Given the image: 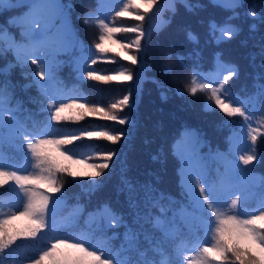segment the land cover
Here are the masks:
<instances>
[{"label":"snow or ice","instance_id":"6c2138e0","mask_svg":"<svg viewBox=\"0 0 264 264\" xmlns=\"http://www.w3.org/2000/svg\"><path fill=\"white\" fill-rule=\"evenodd\" d=\"M155 3L156 0H118L115 17H131L143 22ZM179 3L192 13L203 7L198 0H179ZM213 6L228 11L230 15L223 24L215 19L208 21L211 35L220 41L238 36L241 28L232 21L238 18L243 0H213ZM104 7L100 2L96 12L85 14L84 23L97 26L100 35L94 49H89L77 61V71L81 80L86 77L104 83L132 81L133 72L123 65L115 69L114 74H100L90 65H95L98 59H107L106 54L112 49L106 47V43L111 41L120 45L122 51L118 55L132 65H140L138 71L142 73L147 67L143 54L152 31L140 24L117 27L105 22L108 16ZM170 11L175 14L176 0H171ZM246 15H259L264 23V15L254 9H249ZM67 20V10L57 0H33L27 17L19 21L21 42H15L14 38L5 41L6 30L0 28V57L9 51L15 55V61L0 68V73L10 74L16 67L30 71L31 83L44 98V112L47 113L43 121L13 117V123L0 115V145L13 144L20 154V159L10 161L0 151V188L8 186L10 192L7 198H0V264H7L9 258L13 264H264V186L256 193L251 186L238 188L236 181L237 172L252 171L242 168L241 163L254 165L260 159L255 145L264 137V121L257 122L258 126L254 128L253 117L257 102L261 104L260 112L264 116V83H260L248 97L233 94L229 81L238 77L239 69L222 59L218 60L211 74L194 73L188 90L193 96L198 92L210 93L206 106L208 101H213L227 117L243 118V143L239 137L233 140L230 155L237 156L238 160H228L223 172L212 174L204 164L184 160L181 184L188 207L183 212L182 224L187 232L181 230L175 219L167 216L163 207L155 217L149 212L143 216L138 214L135 227H130L106 204L90 214L98 221L90 232L71 235L59 231L55 214L65 195L62 192L63 175L73 177L72 182L80 184L85 182L75 178L91 177L87 185L89 190H95L101 184L95 178L104 175L117 156L116 151L80 152V144L85 138L94 137L118 144L128 133L88 127L66 131L57 128L53 121L57 124L80 121L85 116L99 114L120 125L131 126L133 123L127 113L116 114L123 113L125 108L131 109V92L111 103L110 110H106L97 104L81 103V100L88 101L86 95L78 89L65 90L57 80L55 57L69 46ZM117 33H134L135 39L124 44L114 39ZM188 39L198 42L192 32L188 33ZM132 50L135 54H128ZM261 56L264 57V42L261 43ZM30 65L36 67L30 69ZM10 95L7 81H0V105ZM78 156L83 158H75ZM75 166L88 170L78 171ZM56 193L60 195H54ZM158 206L155 199L149 200V207ZM18 221L24 222L22 227L17 226ZM120 226L126 229L124 241L120 251L113 252L108 240L113 239L115 233L108 237L107 231ZM95 232L105 239L94 242L92 234ZM25 250L31 255L18 260Z\"/></svg>","mask_w":264,"mask_h":264},{"label":"trees","instance_id":"16d2710c","mask_svg":"<svg viewBox=\"0 0 264 264\" xmlns=\"http://www.w3.org/2000/svg\"><path fill=\"white\" fill-rule=\"evenodd\" d=\"M32 2L33 0H0V28L6 30L5 41L14 38L15 42H21L19 21L27 17ZM57 2L67 10L70 30L69 46L55 57L58 65L57 80L65 90L78 89L86 95L88 101L81 100V103L97 104L106 110H110L111 103L131 92V109L125 108L123 113L116 114L122 116L127 113L133 122L131 126L120 125L115 121L103 119L99 114L85 116L80 121H63L59 124L53 121L57 128L66 131L88 127L113 133L121 130L128 133L126 139H122L118 144L95 137L85 138L84 143L80 144V152L116 151L117 156L105 174L95 178L101 182L100 187L95 190H89L87 185L91 177L75 178L85 182L80 184L73 183V177L63 175L62 192L65 195L55 214L59 231L71 235L90 232L98 222L97 217L90 214L106 204L122 216L124 223L130 227H135L138 214L143 216L145 212H149L155 217L163 207L167 216L175 219L177 225L186 233L187 229L182 224L183 212L188 207L181 184L184 160L202 163L212 174L216 171L223 172L228 160H238L237 156L230 155L233 140L239 137L243 143L244 136L243 118L227 117L214 106L213 101H208L206 106L205 102L210 93L198 92L194 96L190 94L188 89L193 74H211L218 60L222 59L235 64L239 69L238 77L229 81L233 94L242 98L248 97L260 83H264V79H261L264 75V57L261 56L264 23L259 15H246L249 9L264 15V0H243V7L238 9V18L232 21L241 31L238 36L231 39L225 37L223 41L211 35L208 21L215 19L223 24L230 13L220 7H214L213 0H198L203 7L195 13L186 11L179 0H176L174 15L170 11L171 0H156L152 11L143 22L131 17H115L114 9L118 0ZM100 2L105 5L104 13L108 16L105 22L117 27L140 24L144 29L152 31L147 50L143 54L144 65L147 67L142 73L138 71L140 65H132L130 61L118 55L122 49L111 41L106 43V47L112 49L106 54L107 59H98L95 65H90L99 70L100 74H114V70L123 65L133 72L132 81L104 83L86 77L81 80L77 71V61L81 55L87 54L89 49H94L95 43L98 42L100 29L84 23V19L86 13L96 12ZM112 17L115 19L112 20ZM189 32L197 36L198 42L188 39ZM216 36H219V33ZM114 39L127 44L135 39V34L117 33ZM128 54L135 52L132 50ZM14 61L15 55L9 51L6 56L0 57V68H6ZM35 67L30 65V69ZM0 81H7L10 87L11 95L6 96L0 105V115L9 123H13V117L24 120L31 117L39 121L45 119V100L39 89L31 83L30 71L16 67L10 74L0 73ZM260 108L261 104L257 102L253 117L254 128L258 126L257 122L264 121ZM189 133L193 135L189 136ZM255 147L260 159L254 165L244 166L241 163L242 168H250L252 171L237 172L236 181L238 188L251 186L253 191L259 193L264 186V137L257 141ZM0 151L10 161L20 159V154L13 144L0 145ZM75 169L88 170L83 166H75ZM7 187L0 188V198L10 195ZM54 195L59 196L60 193ZM150 199H155L159 206L149 207ZM23 223L18 221L17 226L22 227ZM125 231L123 226L107 231L108 237L115 233V237L108 240V246L113 252L120 251ZM92 235L94 242L105 239L99 232ZM30 255L31 252L25 250L24 255L17 259L23 260ZM7 264H13L11 258Z\"/></svg>","mask_w":264,"mask_h":264}]
</instances>
